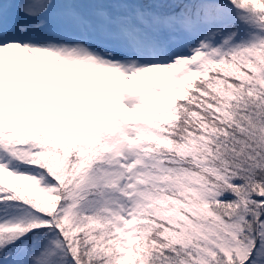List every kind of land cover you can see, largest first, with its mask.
Returning a JSON list of instances; mask_svg holds the SVG:
<instances>
[{"label": "snow or ice", "instance_id": "1", "mask_svg": "<svg viewBox=\"0 0 264 264\" xmlns=\"http://www.w3.org/2000/svg\"><path fill=\"white\" fill-rule=\"evenodd\" d=\"M0 264H264V0H0Z\"/></svg>", "mask_w": 264, "mask_h": 264}]
</instances>
